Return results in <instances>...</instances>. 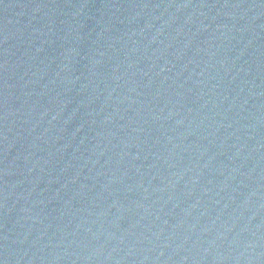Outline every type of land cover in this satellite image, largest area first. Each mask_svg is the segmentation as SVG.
Here are the masks:
<instances>
[{"label":"water","instance_id":"water-1","mask_svg":"<svg viewBox=\"0 0 264 264\" xmlns=\"http://www.w3.org/2000/svg\"><path fill=\"white\" fill-rule=\"evenodd\" d=\"M171 163L264 261V0H53Z\"/></svg>","mask_w":264,"mask_h":264}]
</instances>
